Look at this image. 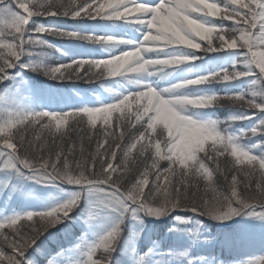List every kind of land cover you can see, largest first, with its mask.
<instances>
[{
    "label": "snow or ice",
    "instance_id": "6c2138e0",
    "mask_svg": "<svg viewBox=\"0 0 264 264\" xmlns=\"http://www.w3.org/2000/svg\"><path fill=\"white\" fill-rule=\"evenodd\" d=\"M16 8L23 10L18 13H13V18L10 21H0V25L5 28L14 29L15 34L19 36V44L15 47L19 51L11 50L10 56L15 57L14 60L6 59L0 55V82L8 76V69L14 68L17 63L20 62L21 56L25 53L24 40L25 31L24 26L28 24L30 18L33 16H64L72 18L88 17V18H103L105 16L104 9L107 7L111 12L112 18L124 19V13L119 9L124 8L126 10L142 11L144 13H150L151 19L144 21L140 20L138 23L145 25L146 31L143 34V40L132 47L131 51H123L120 55H112L110 59L106 60H74L69 65H62L61 67L50 68L46 74L51 75L58 79H70L74 72L77 78H80V68H83L85 63L89 65V76L95 75L97 77L103 76L105 73L109 76L123 75L122 69L138 74L149 72V66L156 69L166 66H175L182 64L186 61L194 59L189 56H177L168 55L164 56L165 59H143L141 53L163 51L173 46L187 45L191 49H199L201 45L194 42L193 33L197 31L201 33L199 37L208 40V50H214L212 47L211 34L203 35L204 29H196L195 25L191 21H198L199 23L209 25L213 24L212 20L208 19V15L199 19H192L191 16L194 12L191 10L189 0H160L159 3H144L136 5L134 9H128V3L125 0H109L107 4L100 3L99 0H83V3H76V0H69L67 4L61 3L60 0H48L46 5L39 4L37 0H14ZM129 2L135 3V0H129ZM227 7H233L239 5V9H235L228 12V18L239 16V22L234 24L231 28V36L226 39L225 35H218L217 39L220 41L221 48L225 45L229 49H237V37L235 33L240 32L239 39H244L243 33L247 32L251 35L252 29L259 28L256 39L258 40V46L264 48V0H224ZM214 5L217 8V4L208 3ZM10 5L6 0H0V11L9 8ZM34 9H40L35 10ZM55 9V11H52ZM200 12V11H198ZM215 16V15H211ZM202 21V22H201ZM156 30V34L153 35V30ZM54 28H45L40 26L36 29L37 33L55 32ZM215 31V30H214ZM224 29L221 28L220 32L224 33ZM71 36H76V33H67ZM195 36H198L195 34ZM87 39H93L91 35L86 37ZM97 41L118 42L112 36H100L95 37ZM38 38H33L29 35L27 43H32ZM122 42V41H120ZM156 43L160 45L158 48H149L144 45L148 43ZM257 45L251 43L249 40L244 39V44L240 47H247L248 52L245 53V59L242 61L249 68H252L253 61L259 66L260 76H264V52L259 54L260 58L256 59L257 53L252 49ZM10 49L12 46H7ZM249 54L251 58H249ZM159 57V56H157ZM116 59L119 63V68L116 71L105 70V65H108L110 61ZM125 65L127 68L125 69ZM95 66L101 69L99 72L92 74L90 69ZM234 66L233 72L228 73L227 69L208 73L195 78L186 79L179 83H176L172 88L166 90L168 92H174L176 89H181L187 86H198L209 82H228L238 80L240 78L253 75L251 70L249 71H236ZM67 74V76L65 75ZM89 76H84V79H88ZM143 91L129 92L128 95H123V99H119L113 104H118L120 108L127 106L131 109L132 102H136V120L139 121L142 116L148 118V129H155V126L160 123L163 128L168 132V139L163 141L165 147L170 155H167V159L170 161V166L166 169L158 170V162L153 159L151 166L145 165L144 171L141 173V178L131 186H128L127 181H123V177L127 173L126 167L122 164H115L117 157V149L123 150L124 154H130L133 148H136L137 144L140 146V152L143 153L148 144L152 143L151 139L147 140V143L141 141L146 139L145 132H141L139 137H132V143L124 144L117 141H123L124 132H120L117 136L115 132L106 133L105 138L101 141L100 138L96 140L95 151L88 157L84 156V150L81 146L80 159H75V145L65 148L63 144H56L55 138L51 145H48L45 141L39 146L36 139L29 138L27 133L31 128L35 130V125L42 121L46 117H50V120L46 124L41 125V129H47L49 132L53 131L52 122L55 121L56 130L59 129V125L63 123V114L48 115L43 112H29L23 114H14L3 124H0V131L3 135H0V145L6 152V158L4 166L8 168L22 167L31 173L33 179H40L44 181H66L69 184H73L81 187V192L74 194L73 198L69 199L65 203H62L47 211L41 212H27L23 216H16L14 218L0 221V264H22L24 259V253L30 248L40 235L46 231L50 226H53L62 219L66 218L73 208L78 205L81 198L82 191L87 188L89 190H96L104 193V196L109 204L115 202L119 206L121 215L131 213L135 215L137 212L145 211L149 214H154L157 218L164 212L170 209H175L180 206H185L190 210L196 211L200 214H208L214 216L216 219H225L232 215H237L239 212L246 209H261L260 214L264 215V157H257L250 155L249 151H244V147L238 143V141L231 135L220 131L215 121H197L193 118L189 119L187 115H180L170 106L172 105L173 96H183L186 100L180 103L184 104V108L187 106H193L192 101L203 104V107L214 106V102H218L220 97L215 94L212 95H168L167 97L159 91L157 88L150 84H145ZM155 89V92L152 90ZM264 95V92L257 93L255 91L249 93L239 92L234 96L228 97L233 101L246 103L248 109L259 110L264 114V101H258L257 96ZM246 97H248L246 99ZM141 100H146L145 104H140ZM92 109H96L93 111ZM80 112L86 114L91 125H95L97 121V114H105L103 119L105 124L111 122L112 111L110 109H104L103 105L100 107H84L79 112H73V116L80 115ZM130 111L128 113H121L118 116V124H123L127 121L129 125L132 124L130 119ZM256 115L253 112L252 115L233 117L232 119H251ZM83 119V116L80 117ZM17 128L16 135H13V129ZM223 135V142L212 144L211 153H205L204 159L212 161L216 164V170L220 171L219 157L223 156L225 152L231 148V155L236 157L235 163L242 165L247 161V164L251 167L244 172V190L248 193L247 196H242L238 191L237 175L231 176L230 192L228 194H216L212 199L201 198L197 202L196 193L192 192L189 195L190 189L198 188V185L191 179L195 177L201 169L206 167L202 159L197 157L198 146L203 144L205 140L214 138L218 135ZM245 136H256L264 134V115L258 120V123L251 128L244 130ZM111 137H115V141L109 142ZM89 143L92 142V138L88 137ZM217 144L221 145V148L217 147ZM161 141H155L156 156L160 155ZM55 149V150H53ZM47 153V154H46ZM243 156L245 160H241ZM102 157V158H101ZM259 164V176L256 177L255 162ZM177 163L181 165L179 173H177L174 167ZM99 166V170H97ZM152 170L154 180L152 186L145 192V186L149 185V174ZM178 177V178H177ZM227 178V177H226ZM123 181V182H122ZM163 181V183H161ZM215 192V189H213ZM163 197V202L159 204L158 208L149 207V198L156 199L157 197ZM236 205L233 207V205ZM67 213V216H65ZM255 214V213H253ZM34 217L36 219H34ZM26 218L27 221L32 222L28 225V232H25L18 226V223H22ZM5 228L11 229L9 233H5ZM120 226L117 224L111 231L102 236L98 242L89 247L87 256L88 259L84 264H110V253L114 251V243L120 234ZM98 248L104 250L105 256L102 260H93L92 256ZM261 264H264V258L261 259Z\"/></svg>",
    "mask_w": 264,
    "mask_h": 264
},
{
    "label": "trees",
    "instance_id": "16d2710c",
    "mask_svg": "<svg viewBox=\"0 0 264 264\" xmlns=\"http://www.w3.org/2000/svg\"><path fill=\"white\" fill-rule=\"evenodd\" d=\"M6 2L10 5V9H17L14 0H6ZM25 2H29V0H25ZM37 2L46 5L48 0H37ZM60 2L67 4V0H60ZM89 2H91V0H89ZM99 2L107 4L109 0H99ZM76 3H83V0H76ZM207 3L217 4L219 7L215 16L208 15V19L212 20L214 23L206 26L218 30L223 28L225 30L224 33L230 35L232 26L237 23L224 20L221 13L230 12L233 10V7L238 10L239 5L227 7L224 0H207ZM35 10L40 9H34V11ZM52 11H55V9H52ZM206 11L207 10L205 9L200 12H194L191 18L199 19V17L205 15ZM104 12L105 16L103 18L96 19L64 16H47L45 18L37 17V19H33V21L28 22V24L24 26V40L26 43L24 45L25 53L21 56V63L24 64V66H19L17 63V65L12 68V72L17 74V77L14 78L12 83L16 89H19V93L17 96L11 95L10 102L2 107L0 111V124L5 123L10 116L14 114L45 110L49 112L67 113L78 109V107H81L86 103H91L93 105L98 104L97 107H100L101 105H104L103 99L107 102L115 103L120 98L123 99V93H125L126 90L130 89L132 85L137 84L140 76L147 78V74L136 75L135 73H132L117 76L107 75L103 79L95 82H86L88 80H84L82 83L75 80L61 81L52 79L44 72V67L46 65H67L71 64L74 60H106L110 59L112 55H120L123 51H129V48L133 44V38L138 36L141 31H145L144 27L141 24L134 22L135 18L132 17H125L124 19H109V17H111V12L107 7L104 9ZM42 25L46 28H54L56 31L50 32V35L37 33L36 29ZM245 32H247V30ZM67 33H76L77 35L74 38H66L65 36H62ZM87 33H90L88 35H91L93 38L99 36H112L117 39L118 42L103 41L101 44H92L81 40L80 37L87 35ZM29 35L33 36V38H38L39 40H35L29 44L27 43ZM4 36L2 29H0V55L6 59L14 60L15 57L10 56V51H19V49L15 47L20 42L19 38L14 40L10 37L8 38ZM193 37L195 41L201 45V48H204L202 52L196 49H191L187 45L173 46L158 52H147L151 59H165L164 56L168 55L194 57V59L175 66H166L159 69L152 66L150 67L149 70L153 71L151 77L154 78L158 84L165 89V91L172 88L176 83L186 79L206 75L222 69L233 71V67L237 62L243 61L246 58L244 54L247 53V51L231 52L225 49H217L214 41L217 36H214V38L211 39L214 50H208L207 39L195 36L194 33ZM11 40L13 42L12 45L10 44ZM9 45L12 46L11 49L7 47ZM145 47L155 49L160 46L147 44ZM9 70L11 69H8L7 71ZM249 70L256 72L254 65H252V68L250 69L249 66L245 64L241 71ZM257 73L258 74L243 77L237 81L233 80L226 83L209 82L208 84L176 89L174 92L166 91V95L176 94L191 96L215 94L217 96L223 95L226 97L230 95V91H237V93L245 92L249 93V95L253 91L262 93L264 92V76H260L259 72ZM1 85L3 84L0 82V86ZM26 88L33 89L28 94L29 96H26V94L23 95V90ZM21 95H23V98L20 99ZM28 97H30L29 99L34 98V101L31 104L26 102ZM257 100L264 101V95H258ZM253 112H256V115L251 119H232L233 117L251 116ZM183 114L197 121H215L220 131H223L222 127L224 124L231 123H234L237 126L238 124L242 125L245 128L244 130H247L252 127V124L258 123V120L260 119V112L242 106L221 105L201 110H194L187 106L184 109ZM41 125L42 123H37L34 126L35 130L33 131L30 128L27 133L29 138L36 139L38 146L45 141L48 145H51L55 138L56 144L59 145L62 143L65 148L72 146L73 144L75 145V159L81 158V146L83 147L85 157H88L92 153H87L85 151V148L88 150L91 149L85 147L88 140L85 138L86 135L80 130L70 127L65 131L56 132L53 130L52 132H49L46 129L42 130ZM228 127L236 130V126L235 128H232L233 126ZM244 130L242 131L244 132ZM12 131L13 135H16L17 128H14ZM141 132L146 133V128L140 129L139 127L137 130L133 127L128 130L124 128V139L123 141L117 142L124 144L132 143L134 141H132L131 138L135 135H140ZM243 132H240L239 135L243 134ZM236 135L238 136V134ZM112 141H115V137L110 140V142ZM242 142L243 143L240 145L245 148L244 151H249L250 155L264 157V134L251 136V138L248 139H242ZM143 143L147 142L144 141ZM154 148L155 142H153V144H148L147 148L142 153V159L137 158L140 156L138 155L140 153V146L138 144L136 148L131 150L126 158L123 150L117 149V157L113 163L122 164V166L126 167L127 173L123 177V181H127L129 187L132 183H135L141 178V173L144 171L145 165H148L149 167L151 166L154 159L152 152ZM160 149L164 148L160 147ZM226 156L231 158L229 154ZM203 162L207 167L208 174L209 164L205 161ZM126 163H134L136 168L129 169ZM97 170H99V166H97ZM155 171L152 170V172H150L148 177L149 180ZM207 174H204V176ZM62 183L67 182L63 181ZM55 184L57 183L55 182ZM61 185L58 186L63 188ZM46 187H43L42 189L45 191L47 190ZM148 187L149 185L145 186V192L148 191ZM21 201L22 200H17L13 202V204L16 205L15 208L19 211H23V215L27 212H32L23 210L24 208H22ZM63 201L64 203L66 202L65 200ZM149 201V207L158 208L152 197L149 198ZM79 204L76 213L73 214V216H68L66 218L69 219V223L64 226V232L61 233L60 228L56 229L54 226H50L40 235L36 242L26 250L22 264H44L49 258L64 256V252L68 253L69 249L77 244L82 235L91 229L90 225L92 224L90 217L84 213L86 210L85 201L84 206L80 202ZM235 206L236 205L234 204L233 207ZM245 212H249V209L239 212V215ZM162 214L165 217L170 214V217L161 223L148 221L147 224H149L152 229L154 227L155 231L151 233L150 228L146 229L137 246L133 244V239L129 236L132 224H130L128 220L121 222L119 224L121 231L129 228V233L123 236V239L120 240L116 252H114L110 258V264H133L132 253L135 252L142 255L144 251L148 250L149 247L153 245L154 241H169L170 243L165 242L164 247L165 249H171V246L169 245H172V239L169 238V235L173 232L172 230H175L173 228V221L175 219L193 218V216L198 217L205 224L202 229V238L198 239L200 247L195 249L192 247L188 248V250L191 249L189 251L193 252V255H196V257L208 259L214 257L221 262L240 259L255 251L264 249V224L262 225L258 221H242L231 227H226L223 225V222H226L228 219H231L236 215H232L225 219H216L212 215L190 212L183 209V207L170 209ZM29 224H31V222L27 221L25 218L18 226L21 227L23 231L28 232ZM53 228L54 230H52ZM61 228H63V226H61ZM4 231L7 234L12 230L5 228ZM52 234L54 237L56 236L55 240H50L53 236L49 237V235ZM118 237H120V234ZM103 253L104 250L101 249L95 260H100ZM50 262L51 261H48V264Z\"/></svg>",
    "mask_w": 264,
    "mask_h": 264
},
{
    "label": "rangeland",
    "instance_id": "374dc122",
    "mask_svg": "<svg viewBox=\"0 0 264 264\" xmlns=\"http://www.w3.org/2000/svg\"><path fill=\"white\" fill-rule=\"evenodd\" d=\"M68 2L69 0H67L66 3ZM125 2L128 3V9H134L136 5L142 4L139 0H135V3L129 2V0H125ZM119 10L122 13H124V17L135 18L134 22H137V23L140 20L147 21L151 19L150 13H144L142 11H136V10H126L124 8H120ZM19 11H21V14H25L23 13V10H19L18 8L16 10L7 8L3 11H0V21H4V22L10 21L13 18V13H18ZM221 15L224 20L233 21L236 23L239 22V17L237 16L233 17L232 19H229L228 12L221 13ZM35 17L45 18V16L37 15V16H33V19H37ZM141 25L144 27L146 31L145 25L143 24ZM0 29H2L5 35L4 37H8V38L10 37L14 40L19 38V36L15 34L14 29L5 28L3 25H0ZM145 31H141L138 36L134 37L132 47H135L137 43L139 46V42L143 40V34ZM251 32H252L251 35L248 32H244L243 33L244 39H247L251 43L257 45L253 47L252 50L257 53L256 59H259L260 58L259 54L261 52H264V48H260L258 46L259 42L256 39V34H258L259 32V28L257 27L256 29H252ZM42 34L50 35V32H44ZM88 34L90 33H87V35L80 37L81 40H84L92 44L94 43L101 44L103 42V41H97L95 38L87 39L86 37L89 36ZM155 34H156V30L154 29L153 35ZM221 34L225 35L226 39H228L231 36V34L227 35L226 33H221L220 30L215 29V31L211 33V39H213L214 36L218 37V35H221ZM235 35L237 37V49L236 50L229 49L227 48L226 45L223 48H221L219 39H216L217 37L214 39L215 46L217 47V49H225L231 52H237V51H241V52L247 51L248 52L247 47H243V48L240 47L242 44H244V39H239V37L241 36V33L237 32L235 33ZM62 36H65L66 38L76 37V36H71L68 34H63ZM194 42L197 43L195 39H194ZM12 43L13 42L11 40L10 44L12 45ZM148 44H154V45L160 46L156 43H151V42ZM131 48H130V51L132 50ZM196 50H199L202 52L204 48L203 49L199 48ZM141 55L143 59H151L149 54H147L146 52L141 53ZM249 57L251 58L250 54H249ZM84 61L87 62L86 60ZM18 65L24 66V64L21 63V59ZM253 65L255 66V71H256V72L253 71V74H258L257 72L260 73L259 66L255 63V60L253 61ZM61 66L62 64H56L53 66L46 65L44 67L45 69L44 72L46 73L47 70L50 68L61 67ZM150 67L151 66H149V69ZM235 67H236L235 69L236 71H241L244 68V64L242 63V61H240V62H237ZM126 68H127V65H125V69ZM12 70L13 69L8 71L7 78L1 82L3 85L0 86V111L2 107L6 106V104L10 102L11 95L17 96L19 93V89H16L12 83L14 78L17 77V74L15 72H12ZM100 70L101 69H98L95 66H92L90 69V72L92 74H95L99 72ZM79 72L81 73L80 78H77L76 74L73 72L70 79L68 78L58 79L51 75H48V74L47 75L50 78L56 79V80H61V81L75 80V81H80L82 83L84 82V80H88L86 82H89V81L95 82L107 76L106 73L100 77H97L95 75L89 76V65L87 63H85L83 68L79 69ZM122 72L125 75L132 74L131 72H127L123 69H122ZM232 72L233 71H228L229 74H231ZM152 73L153 71L143 73V74H147V78L140 76L136 84L138 86L132 85V87L126 90L125 93H123V95H128L129 92L134 93L136 91H143L144 89H142V87L145 84H150L153 87L157 88L159 91H161L167 97L165 89L159 86L156 80L151 77ZM65 75L67 76V74ZM84 76H89V78L84 79ZM219 82L226 83L222 81H219ZM205 84H208V83H205ZM31 90H32L31 88L24 89L23 95L29 94ZM236 94H237V91H230L229 96L224 97L223 95H219L218 97H220V99L218 102H214V106L200 107V108H212V107L221 106V105L246 107V103L228 99V97L234 96ZM23 95H21L20 99L23 98ZM33 101H34V98L33 99L31 98L29 101L27 99V103L29 102L28 104H31ZM139 103L146 105L147 102L146 100H141ZM96 106H98V104L92 105L90 103H86V105L83 106L82 108L84 107L94 108ZM80 109L81 108L78 107V109L74 111H70L67 113H61L63 114V123H61L59 125V129L56 130L55 121H53L52 122L53 130L56 132L65 131L67 128H70V127L76 130H80L83 134L86 135L85 138L87 140H88V137L92 138V142L89 143L88 141L85 145V147L91 149V150H88L85 148V151L87 153L88 152L90 153V152L95 151L97 138H100L101 141H103L106 133L115 132L116 135L118 136L120 132H124V128L126 130L132 127L136 130L139 129V127L140 129L146 128V133H145L146 139L141 142L142 143L144 141L147 142L148 139H151L152 140L151 144H153V142H155L156 140H160L162 142L161 147L164 148V149H160L159 156H156L155 148H154L155 151L154 150L152 151L154 159L158 162V170L162 171L163 169H166L170 166V161L167 159V155H170V153H168V150L163 143L165 139H168L167 130L164 129L163 125L160 123H158L155 126L154 130L148 129L147 128V124H148L147 116H142L141 119L137 121L136 120V115H137L136 102H132L130 110L127 108V106H125V113H128L129 111L131 113L130 115V119L132 121L131 125H129L127 121H124L123 124H118L116 118L121 115L120 111H115L112 113L111 122L107 125L105 124L104 119H103L105 114L103 113L97 114L96 124L91 125L89 123V119L86 114L80 112V115L78 116L72 115L73 112H79ZM256 111L259 112V110H256ZM262 115L264 114L260 113L259 117L261 118ZM81 116H83L82 120L80 119ZM49 120H50V117H46L39 123L46 124L48 123ZM253 125L255 124H252L251 126ZM228 126H233L232 128H235L236 126V130L231 129ZM227 129H231V130H227ZM244 129L245 128L242 125L238 124L237 126L234 123H231V124H224L222 127V130H223L222 132L231 134L238 141V143L241 144L243 143L242 139L251 138L250 135L249 136H245L244 134L239 135V133L243 132L242 130ZM132 133H135V132H132ZM236 134H238V136ZM138 136L135 135V137H138ZM112 138L113 137H111L110 140ZM217 147L221 148V145L217 144ZM211 148H212V141L208 140L205 142L204 150L197 152V157H199L200 159H202L203 161L209 164V167H208L209 173L207 174V167H205L203 170L201 169L200 172L195 177L191 178L193 182L198 185V188L190 189L189 195L191 196V193L195 192L197 202H199L201 198L210 200L218 193L226 195L230 192L229 185L231 181V176L237 175V180L238 182H240L238 184V191L241 192L242 196H247L248 193L245 192L244 184H243L244 172L247 171L251 166L247 164V161L245 160L243 156H241L240 159L245 160V163L242 165H237L235 163L236 157L231 155V148L229 147L228 151L225 152L223 156L219 157V164H220L221 170L217 171L216 164L214 162L204 159L205 153H211ZM227 154H229L231 158H228L226 156ZM138 155L140 156H138L137 158L142 159V153L140 152ZM5 158H6V152L3 148H0V221H5L7 219L14 218L16 216H22L23 211L17 210L15 208L16 205L13 204V202L19 199V197L23 198V201L21 204H22V207L26 209V211L41 212V211H47L51 208H54L62 204L63 200L68 201L69 199L73 198L75 193L81 192L75 188L73 189L62 188L54 184L53 181L33 179L31 173L29 172L26 173L25 171L27 170L24 169L25 171H23L20 169V167H14V168L5 167L4 166ZM126 165L128 166L129 169L136 168L134 163H126ZM174 167L176 168L177 173H179L182 166L179 165V163H177ZM259 171H260L259 164L257 161L255 162L256 177H254V179L258 178ZM204 174H207V175L204 176ZM153 180H154V175H152L149 180L150 181L149 187L152 186ZM161 183H163V181H161ZM38 186H41V187H38ZM43 187H46L47 190L44 191L42 189ZM213 189H215V192L213 191ZM84 201L86 203V210L84 213L90 217L91 223H92L90 226L93 230H95V233L92 235V237L89 238V240L85 239L84 242H81V244L75 250L76 253L74 255L72 253L68 256L64 255L63 257L59 256L58 258H49L44 264H48V261H51L49 264H84V262L88 259L87 252H88L89 247H91L93 244L98 242L102 236H104L107 232L111 231L112 228H114L117 224H120L124 220H128L129 223L132 224L130 227L131 233L129 236L130 238L133 239V244L137 246L139 240L143 237L146 229L150 228L151 233L155 231L154 227L152 229V227L149 226V224H147L148 219L161 223L162 221H165L167 218L170 217V214L167 215L166 217L163 214H161L157 218L156 215L149 214L147 212H145L144 214L143 211L137 212L135 215L131 213L121 215L119 211V206L116 205L115 202H112V204H109L104 196V193L98 192L94 189L89 190L86 188L82 191L79 202L83 204L84 206ZM79 202H78V205L75 208H73V210L68 216H73V214L76 213L80 205ZM154 202H155V205L159 207V204L163 202V197L162 196L157 197L156 199H154ZM180 207H183V209L188 210L190 212L197 213L196 211L190 210L189 208L185 206H180ZM260 212H261V209L259 207H257L254 210L249 209V212H245L241 215L234 216L231 219H228L226 222H223L224 223L223 225L228 227V226H232L237 223H240L242 221H251V220L258 221L260 224L263 225L264 215H261ZM66 218L62 219L60 223L53 225L54 228L56 229L60 228L61 233L64 232V229H65L64 226L69 223V219H66ZM20 224L21 223H18V225ZM61 226H63V228H61ZM204 226H205L204 222H202L198 217H195V216H193V218H187V219H175L173 221V228L175 230H172L173 232L171 231L172 233L169 235V238L172 239V245H169L171 246L170 247L171 249H165L163 245L165 244V242L170 243L169 241H164L161 244L158 241H154V247L150 249L149 251L147 250L144 251L141 255L142 257H139L137 253L135 252L132 253L133 256L132 255L131 256H132L133 263L134 264H261V259L264 258V252H260L259 253L260 255L254 256L252 258H248L247 260L244 259L243 261H240V262H236V261H233V262L221 261L220 262L214 257H211V259H209L210 262H208L209 261L208 259L204 260V259L192 258L193 255L192 253L189 252V250L191 249L188 250V248L192 247L195 249V248L200 247V243L198 242V239L202 238L201 234H202V229L204 228ZM54 228L52 230H54ZM128 233H129V228L124 231L123 230L121 231L120 237H118L114 243V251L110 253V258L112 257L114 252H116V248H117V245L120 244V240L123 239V236L127 235ZM52 236L53 234L49 235V237H52ZM55 239H56V236L55 237L53 236L52 238H50V240H55ZM101 249L102 248H98L96 252L93 254L92 256L93 260H95L96 256L99 254ZM104 256H105V253L102 254L100 260H102Z\"/></svg>",
    "mask_w": 264,
    "mask_h": 264
},
{
    "label": "clouds",
    "instance_id": "9594fccd",
    "mask_svg": "<svg viewBox=\"0 0 264 264\" xmlns=\"http://www.w3.org/2000/svg\"><path fill=\"white\" fill-rule=\"evenodd\" d=\"M189 3H190L191 10L193 12H198V11H202V10L206 9L207 15H216L217 14L218 8L214 5H209L207 3V0H189ZM191 23L193 25H195L196 29H204L205 31H204L203 35H205V36L210 35L215 30L213 27H208L205 24L199 23L198 21H191ZM195 34L198 36L201 35V33L199 31H197ZM119 66H120L119 63L114 58L112 61L109 62L108 65H105V70H108L110 68V70L116 71L119 68ZM262 71H264V69H262ZM152 91L155 92V89H153ZM170 99L173 102L172 105H170L173 108V110L176 111L180 115H184L183 111H182V109L184 108V104H182L180 102L183 100H186L187 98L183 97V96H173ZM192 104H193V106H196V107H203L204 106L203 104L197 103L196 101H192ZM103 108L104 109H110L112 112L120 111L121 113H125V107L120 108L118 104H113V103L104 104ZM92 110L95 111L96 109H92ZM39 112H43V113L48 114L50 116L59 114L58 112H49L47 110L38 111L36 113H39ZM189 119H191V118L189 117ZM0 135H3L2 131H0ZM208 140H211L213 145L216 143H222L223 142V135L220 134L214 138H209ZM208 140H205L203 144L198 146L199 151L204 150L205 142ZM124 156L126 158L128 156L127 153H125ZM65 216H67V213H65Z\"/></svg>",
    "mask_w": 264,
    "mask_h": 264
},
{
    "label": "water",
    "instance_id": "95a60500",
    "mask_svg": "<svg viewBox=\"0 0 264 264\" xmlns=\"http://www.w3.org/2000/svg\"><path fill=\"white\" fill-rule=\"evenodd\" d=\"M74 188H81V187H79V186H75Z\"/></svg>",
    "mask_w": 264,
    "mask_h": 264
}]
</instances>
